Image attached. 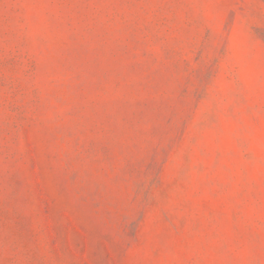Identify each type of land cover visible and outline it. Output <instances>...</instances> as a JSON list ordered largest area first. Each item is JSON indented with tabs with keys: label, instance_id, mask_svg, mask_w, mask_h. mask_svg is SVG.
<instances>
[{
	"label": "rangeland",
	"instance_id": "rangeland-1",
	"mask_svg": "<svg viewBox=\"0 0 264 264\" xmlns=\"http://www.w3.org/2000/svg\"><path fill=\"white\" fill-rule=\"evenodd\" d=\"M0 264H264V0H0Z\"/></svg>",
	"mask_w": 264,
	"mask_h": 264
}]
</instances>
